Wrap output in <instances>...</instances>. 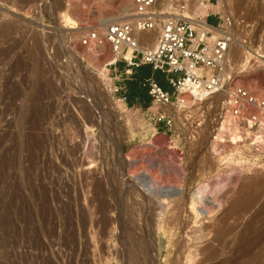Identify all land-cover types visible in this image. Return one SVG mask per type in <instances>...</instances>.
<instances>
[{
    "label": "rangeland",
    "instance_id": "rangeland-1",
    "mask_svg": "<svg viewBox=\"0 0 264 264\" xmlns=\"http://www.w3.org/2000/svg\"><path fill=\"white\" fill-rule=\"evenodd\" d=\"M181 1L192 18L230 19L227 73L264 97V0L156 8ZM132 10V0H0V264H264V159L235 144L220 97L161 107L165 127L99 74L115 76L109 45L82 43ZM142 174L178 195L146 192Z\"/></svg>",
    "mask_w": 264,
    "mask_h": 264
},
{
    "label": "built area",
    "instance_id": "built-area-1",
    "mask_svg": "<svg viewBox=\"0 0 264 264\" xmlns=\"http://www.w3.org/2000/svg\"><path fill=\"white\" fill-rule=\"evenodd\" d=\"M156 2L132 0L129 20L109 24L101 35L91 30L82 38L85 45L94 43L102 47L107 43L115 55L108 64L115 71L111 80L124 83L112 84V93L120 94L119 99L126 105V82L133 69L149 65L152 72L165 75L171 89L164 90L152 74L141 81L150 98L147 111L155 108L156 123L170 127L172 119L160 109L179 105L184 97L200 100L219 96L221 117L229 118L228 126L234 127L238 134L235 144L246 139L249 151L262 154L264 159V97L236 85L226 70L230 19H219L211 25L207 22L208 13L200 18L188 15L187 1H181L167 12L157 9ZM202 19L204 26H201ZM151 30L158 32L154 46L149 48L147 42L138 41L137 34ZM118 60H123L125 65L121 70L115 66ZM174 94H177L175 98Z\"/></svg>",
    "mask_w": 264,
    "mask_h": 264
},
{
    "label": "bare ground",
    "instance_id": "bare-ground-1",
    "mask_svg": "<svg viewBox=\"0 0 264 264\" xmlns=\"http://www.w3.org/2000/svg\"><path fill=\"white\" fill-rule=\"evenodd\" d=\"M207 5H208V3L206 2V1H203L202 0V2H201V4H200V6H201V8L202 9H206L207 8ZM207 10V9H206ZM188 11H189V7H188ZM187 14H188V12H187ZM195 15V14H194ZM204 19H202V23H201V26H204ZM114 22H120V21H113V22H110V23H108V24H106L105 26H104V29L109 25V24H111V23H114ZM103 29V30H104ZM157 30H151V31H147V32H142V33H138L137 34V36H138V41L140 42H147V44H149V45H151L149 48H152L153 46H154V41H155V39H156V36H157ZM231 38V37H230ZM230 41H231V39H230ZM140 42V43H141ZM130 52V51H129ZM129 52H128V54H127V57L129 56ZM94 53H96V52H94ZM93 53V54H94ZM90 54V53H89ZM92 54V53H91ZM114 55V54H113ZM112 55V56H113ZM248 55H249V52H248ZM248 55L245 57V61H243V62H241V64H240V67H244L245 66V64H246V61H247V58H248ZM90 56V55H89ZM94 56V55H93ZM92 55L90 56L91 58L93 57ZM115 56V55H114ZM95 57V56H94ZM262 58V57H261ZM111 59V61L110 62H107V63H111V62H113V60H114V58L112 59V58H110ZM105 70H106V68L104 67L103 69H102V71L103 72H100L99 74H103L104 75V77L106 78H108V80H109V82L111 81V77H109L106 73H105ZM103 78V77H102ZM107 78L105 79L106 81H107ZM104 80V79H103ZM112 83V82H111ZM109 86H110V84H109ZM111 89V88H110ZM120 106H121V108H123V107H125L124 106V104H119ZM224 122V121H223ZM226 124L225 123H223L219 128H218V130H219V136L218 137H221V133H223V131H224V129L226 128V126H225ZM231 135H232V139L233 140H235L236 138H238V135H237V133L235 132V133H231ZM142 176V179H143V184L140 182V184L145 188V191L147 192H150V193H155V192H158L159 194H160V196L162 195V197H164V196H166V197H168V199H169V197L170 196H175V195H178V189L177 188H174V187H164V188H161V189H157V187L155 188V186L153 185V183H151V181H150V179H148V176L146 177V175L145 174H142L141 175ZM136 178H137V176H136ZM139 178H141V177H139ZM141 179H139V181H140ZM142 181V180H141ZM153 182V181H152ZM140 186V185H139ZM149 193V194H150ZM202 193V190L201 189H199V190H197V191H195V194L196 195H200ZM157 196V195H156ZM195 197V196H194ZM194 200L192 201V204H191V208L193 209V211L196 213V215L197 216H201V215H203V212H202V210L200 209V210H198V205H200V202H198V201H200V200H202L201 199V197L200 196H197V197H195V198H193ZM199 203V204H198ZM155 204H156V202H155ZM158 204V203H157ZM196 204H198V205H196ZM131 216V215H130ZM128 220V219H127ZM142 237V236H141ZM142 242V241H141ZM142 245V244H141ZM144 249V248H143ZM215 254H216V250H211L210 249V251H209V256H215Z\"/></svg>",
    "mask_w": 264,
    "mask_h": 264
},
{
    "label": "trees",
    "instance_id": "trees-1",
    "mask_svg": "<svg viewBox=\"0 0 264 264\" xmlns=\"http://www.w3.org/2000/svg\"><path fill=\"white\" fill-rule=\"evenodd\" d=\"M207 22L211 24L209 21ZM151 74L164 90H170V87L167 84L165 75L163 73L159 71L152 72L149 65H141L135 68L133 80L131 83H128L127 86V102L129 104H131L133 101H138L141 102L144 107H147L149 105L147 90L146 88L141 86V81Z\"/></svg>",
    "mask_w": 264,
    "mask_h": 264
},
{
    "label": "crops",
    "instance_id": "crops-1",
    "mask_svg": "<svg viewBox=\"0 0 264 264\" xmlns=\"http://www.w3.org/2000/svg\"><path fill=\"white\" fill-rule=\"evenodd\" d=\"M208 17H207V21H209L212 25H215L218 23L219 21V17L216 15V11H212V10H208ZM122 67H124L125 65L122 64L121 65ZM134 72H135V69H133V73L132 75L130 76V79L126 82V89H127V86H128V83H131L132 80H133V77H134ZM171 90V89H170ZM169 90V91H170ZM127 92H128V89L126 91V95H127ZM148 95V94H147ZM149 97V96H148ZM134 103H139L141 104V102H138V101H133L132 104ZM149 103H150V98H149ZM142 105V104H141Z\"/></svg>",
    "mask_w": 264,
    "mask_h": 264
}]
</instances>
